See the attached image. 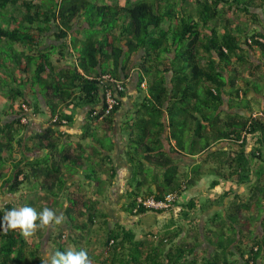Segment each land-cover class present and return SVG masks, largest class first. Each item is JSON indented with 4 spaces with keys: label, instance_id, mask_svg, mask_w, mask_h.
Returning a JSON list of instances; mask_svg holds the SVG:
<instances>
[{
    "label": "trees",
    "instance_id": "obj_1",
    "mask_svg": "<svg viewBox=\"0 0 264 264\" xmlns=\"http://www.w3.org/2000/svg\"><path fill=\"white\" fill-rule=\"evenodd\" d=\"M81 20L94 29L86 40H80L74 29ZM52 28L67 49L77 50L65 68L55 69L49 50L41 48L40 40ZM252 54L261 58L254 62ZM137 55L140 60L135 64ZM261 59L264 0H125L124 4L109 0L101 5L89 0H0V194L14 196L31 178L43 176L45 192L58 196L65 183L60 167L64 163H71L67 178L79 170H91L85 176L91 177L97 169L91 164L85 167L82 145L74 158L59 149L63 133L58 128L64 126L63 120L69 124L73 119L59 106L91 107L81 133V138L89 137L90 121L111 124L125 94L122 75L135 65L138 90L146 81V95L134 104L127 124L125 158L133 176L123 211L133 217L144 215L149 212L144 208L134 212L138 197L159 200L169 193L180 197L205 176H213L207 192L221 183L234 189L246 185L248 197L234 192L226 208L230 190L191 198L180 205L177 219L171 214L161 230L154 229L143 239L126 226L110 227L106 213L85 196L69 197L71 205L65 206L64 216L71 227L55 236L54 251L87 247L95 264H264V117H254L248 97L250 91L264 97L252 85L264 79L255 75L264 64ZM109 61L111 68L106 66ZM105 76L124 87L115 94L118 104L108 115H104V93L115 86L110 80L103 84ZM25 85L39 87L51 102L46 110L50 125L35 134L36 147L46 150L47 156L16 161V147L27 128L24 119L32 111L36 114ZM225 104L237 113L223 110ZM185 137L190 139L187 145ZM93 140L107 153L102 164L108 162L111 145L105 139L103 144ZM219 144L227 146L213 150ZM57 152L59 163L51 161ZM174 154L205 157L180 174ZM254 162L260 165L256 170ZM100 176L94 175L98 184ZM150 179L153 186L148 185ZM212 206L225 211L229 225L214 212L202 232L192 215ZM12 207L14 203L2 206L0 218ZM95 221L98 227H93ZM37 234L41 236V230ZM28 241L18 229L0 228V264L46 260L40 245ZM203 244L209 250L202 257L197 250Z\"/></svg>",
    "mask_w": 264,
    "mask_h": 264
},
{
    "label": "crops",
    "instance_id": "obj_2",
    "mask_svg": "<svg viewBox=\"0 0 264 264\" xmlns=\"http://www.w3.org/2000/svg\"><path fill=\"white\" fill-rule=\"evenodd\" d=\"M89 1L101 5L107 3L109 0ZM112 2L124 4L125 0H112ZM74 29L75 31H78V38L80 40H86V38L90 36L94 30L90 28L88 24L84 23L83 20L76 24ZM55 33V28H52L49 32L47 31L46 34H44L43 39L40 40V44L42 49L45 48L49 50L50 60L54 68L61 69L72 64V55H76L77 50H73L71 47L67 49L66 42L63 40H58ZM63 43L65 45L62 47ZM135 58L136 64L140 60V56L137 55ZM106 66L107 68H111V62H106ZM138 73L139 72L135 65H132L130 69L124 75H122L121 79L125 83V94L121 98V108L114 116V119L111 121L110 125H108L104 120L101 119L90 121L89 123L91 132L89 137L85 139L81 138V133L84 127L87 125V116L89 115L88 113L91 110V107L83 106L75 108L71 105L66 109L64 105L59 106L60 109H64V112L68 115H71L73 118L71 123L58 128L63 133L59 149L64 148L66 151L64 153L65 156L74 158L77 151H79V144L82 145L84 149L82 158L85 162H88L85 167H88V165L91 164L94 165L95 171L97 169V171L93 175H91V177H85L90 176L89 174H91V170H79L73 178H67V167L71 166V163H64V165H60L62 169L61 177L63 180H65L62 193H60V195L54 196L45 192L42 186L44 177L40 176L38 179L31 178L30 181L21 185L20 191L14 196H3L2 194H0V200L2 201L0 204V208L8 203H14L16 207L25 205L33 206L36 209L40 207L41 210L44 207H48L57 212V214L62 213L64 216V209L67 199L69 197L72 198L77 195H83L85 196V199H90L92 200V202H95L97 209L106 213V215L108 216L106 222L110 227H113L117 223L126 226L128 229H131L134 232L144 230V233L148 234L154 229L161 230L162 227L171 218V214H174V218L177 219L175 211L170 212V214H167L165 216L148 212L139 217L129 216L123 211V207L126 204V191H129L127 187L132 184L131 179L133 176V168L125 158V152L129 138L127 124L130 119H132L131 113L134 110V104L139 102L140 98H143L146 95L145 88L140 91L138 90ZM144 83L146 84V81H144L142 84ZM25 89L27 97L32 104L31 110H34L36 114L32 111L34 114L32 112L28 113L26 115V118L24 119L25 122L27 121V128L23 132V140L21 146L16 147V154L14 155L16 161H19L24 157H26L28 160H35L43 159L47 156L46 150L36 147L38 141L35 137V134L43 132L44 129L48 125H50L46 110H48L47 105L49 106L51 102L43 96L42 90L39 87H29V85H25ZM5 105L6 103L3 99L1 103L2 109ZM226 111L232 115L237 113V109H228V107ZM27 117H29L28 120H26ZM24 120H22V122H24ZM167 135L168 132L166 131L162 137V141L164 142V144H166L165 139ZM93 138L101 140L102 144L104 143L102 139H105L107 140V144L111 145L112 150L108 154L111 161L108 160V162L102 164V160L104 159V156L107 155V153L103 150V147L99 145L100 143L98 144V142H94ZM226 146L227 145H225V147ZM94 148L95 152L93 151ZM216 149H219V145L213 150ZM172 157L176 162L179 163V172L180 174H183L184 172H188V170L191 169L195 164L199 163L205 157V155L188 156L174 154L172 155ZM51 161L55 163L60 162V156L58 155V152L53 153ZM209 165H211V163ZM259 167V162H254L252 164L253 170L258 169ZM98 172L99 174H101L99 184L94 177V175H97ZM110 176L111 179H109ZM212 180L213 176L203 177L196 187L186 189L179 197V201L182 199L183 195L184 197L187 196L188 201L189 199L195 197L205 198L207 196L206 193L209 195L210 192H214L218 195L222 194L223 191L220 194L219 192H215V190H210V192H207L209 190V184ZM151 182L152 180L150 179L148 185L153 186V183ZM222 187L226 188L228 186H225L224 183H221L218 188L222 189ZM246 188V185H241L240 187H236V189L232 188V186L231 188L228 187V189L226 190H230V195L228 197L229 201H231L232 199V193L239 192V194L242 195V193H240L241 190H246ZM233 189L236 191H233ZM187 201L185 200L183 204H179V202H177L178 204L175 206V210L177 208L179 209L180 205H184ZM229 201L227 202L226 199L224 208L227 207ZM212 208H215V206H212ZM209 211L210 209L205 211L204 216H208L209 214L207 213H209ZM195 213L197 214L198 211H195ZM78 220L81 222V220L83 219L78 218ZM70 227V223L65 218L62 225L41 230V236L36 233L34 235L36 238L32 243L40 245L43 253V246L46 245L45 243L53 245L51 246L50 250L54 251L55 247L53 244V240L55 236H57L59 232H63L66 234L67 232H69ZM93 227H98V222ZM183 235L181 236L183 237ZM36 240L38 241L36 242ZM69 249L75 250V247L71 245ZM94 249L96 252H100L97 247ZM44 254L47 256L46 253Z\"/></svg>",
    "mask_w": 264,
    "mask_h": 264
},
{
    "label": "clouds",
    "instance_id": "obj_3",
    "mask_svg": "<svg viewBox=\"0 0 264 264\" xmlns=\"http://www.w3.org/2000/svg\"><path fill=\"white\" fill-rule=\"evenodd\" d=\"M142 87L146 88V84L144 83V86ZM55 118L57 120V117ZM177 202H179V196L177 197V201L175 202L174 206L178 204ZM177 211L178 208L175 210V213ZM170 212L152 213L165 216L170 214ZM64 220L65 217L62 213L57 214V212L48 207H44L42 210L37 211L34 207L25 205L21 207H12L6 210L2 218H0V228L6 227L8 230L18 229L19 234L27 239L33 237L38 230L62 225ZM41 264H95V261L90 254L89 249L87 247H81L78 251L73 249L66 251L55 250L48 255L46 260L41 261Z\"/></svg>",
    "mask_w": 264,
    "mask_h": 264
},
{
    "label": "rangeland",
    "instance_id": "obj_4",
    "mask_svg": "<svg viewBox=\"0 0 264 264\" xmlns=\"http://www.w3.org/2000/svg\"><path fill=\"white\" fill-rule=\"evenodd\" d=\"M260 13V12H259ZM261 14V13H260ZM239 16H241V18H245V16L246 15H244V14H240ZM248 19H249V17H247ZM252 59H253V61H255L256 62V60L259 58H261L259 55H257V54H252ZM263 62H264V60L263 59H261ZM262 68L260 69V70H256L255 71V75L256 76H258V75H260V76H264V64L261 66ZM252 85H253V87L256 89V91L258 90L259 91V93H264V79L262 80V81H260V82H258V81H256V83L254 82V83H252ZM254 94V91H250V94L248 95V97H249V99L250 100H253V102L251 103V106H252V109L256 112V113H259V112H261V111H264V97H262V94H260V95H258V96H256V95H253ZM223 110L225 109V110H227V105L225 104V106L222 108ZM32 111V110H31ZM232 112V111H231ZM241 115H244V113H242ZM190 137V136H189ZM189 137H185V139H184V144L185 145H187L188 144V142H190V139H189ZM218 146V145H217ZM216 146V147H217ZM223 147H225V144H219V148H223ZM246 150H247V152L250 150V146L248 145L247 147H246ZM148 166V165H147ZM147 171H149V172H151V170L149 169H147ZM226 189H228V187H222V189H220V188H218V189H216L215 190V192H219V194L223 191H225ZM240 193H242V195H243V197H244V199H246L247 197H248V193H247V191L245 190V189H243V190H241V192ZM212 194H214V192L212 193V192H210L209 193V195L206 193V197H210ZM242 197V198H243ZM187 196H185L184 197V195L182 196V199L179 201V204H183L184 203V201L186 200L187 201ZM229 201V199H227V202ZM1 200H0V204H1ZM71 205V201H68V202H66V206H70ZM1 206V205H0ZM33 207V206H32ZM35 208V207H34ZM36 209V208H35ZM37 211H40L41 209H40V207L39 208H37L36 209ZM58 210V209H57ZM195 212V211H194ZM213 212H215L216 214H217V218H219V221H221L220 219H222L223 220V218H224V220H225V224H227V226L229 225L228 223H227V219H226V213H225V211L223 210V209H221L219 206L216 208H212V207H210V211H209V213H207V214H209L208 216L210 217L211 215H213ZM208 216H204V212L202 213V212H198L197 214L195 213L194 214V217H193V220L196 222V224L198 225V226H200V229L202 230V232H203V227L208 223ZM208 217V218H207ZM213 216H211V218H212ZM210 218V219H211ZM216 221H218V220H216ZM216 221L214 222V223H216ZM90 226V225H89ZM208 226H210V225H208ZM211 229L212 230H215V227H211ZM80 232V231H79ZM81 233V232H80ZM136 233H137V238L138 239H143L145 236H146V234L144 233V230H142V231H136ZM184 236V235H183ZM36 237L35 236H33V237H30V238H27V240H29V241H31V242H34L33 240L35 239ZM181 238H182V236H181ZM28 241V242H29ZM38 240H36V242H37ZM91 242H94V240H92ZM46 245H44L43 246V249H44V253H46L47 254V257H48V255L49 254H51L53 251L52 250H50V248H51V246H53V245H49L48 243H45ZM93 246V245H92ZM91 246V247H92ZM208 251L209 250V246H208V244H203L202 246H201V248H199L197 251H198V253L200 254V256H202L203 257V253L202 252H205V251ZM202 257H199V258H202Z\"/></svg>",
    "mask_w": 264,
    "mask_h": 264
},
{
    "label": "built area",
    "instance_id": "obj_5",
    "mask_svg": "<svg viewBox=\"0 0 264 264\" xmlns=\"http://www.w3.org/2000/svg\"><path fill=\"white\" fill-rule=\"evenodd\" d=\"M103 80H104L103 84H105L108 83L107 81L110 80V78L108 76H105L103 77ZM110 81L115 86V90L107 89L104 93V103H105L104 115L110 114V112L114 109V107L117 106L118 99L115 94L124 89L123 82L113 81V80ZM142 86H144V84ZM254 117H264V114L262 112L255 113ZM54 121H56V118ZM62 124H66V122L62 121ZM177 197L178 196L176 193H169L160 200L155 199L153 196H149L147 198L138 197L136 199V208L134 209V212H137L139 208H144L148 211L156 212V213L157 212L169 213L170 211L174 212L175 211L174 204L177 201Z\"/></svg>",
    "mask_w": 264,
    "mask_h": 264
}]
</instances>
